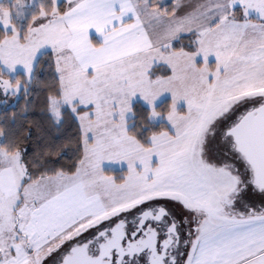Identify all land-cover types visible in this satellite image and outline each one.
<instances>
[{"label": "snow or ice", "instance_id": "1", "mask_svg": "<svg viewBox=\"0 0 264 264\" xmlns=\"http://www.w3.org/2000/svg\"><path fill=\"white\" fill-rule=\"evenodd\" d=\"M0 24L2 103L47 57L49 118L77 126L70 166L0 143V264H264V0H42ZM137 97L167 126L130 125Z\"/></svg>", "mask_w": 264, "mask_h": 264}, {"label": "trees", "instance_id": "2", "mask_svg": "<svg viewBox=\"0 0 264 264\" xmlns=\"http://www.w3.org/2000/svg\"><path fill=\"white\" fill-rule=\"evenodd\" d=\"M165 7L171 9L173 5L170 3ZM0 35H3L1 27ZM174 43L176 47H179L181 44L187 43V38L182 36L179 41ZM156 74H170V70L165 67H159ZM34 75L36 80L29 86L27 97L21 91L13 103L0 106V130L4 133L3 137H0V143H3L6 138H19L23 146L27 148L28 155H31L34 150L42 151L49 147H61L62 152L58 157L59 162L65 166H70L77 157L73 143L77 137V126L67 114H65L64 122L60 126L54 125L49 118L45 100L49 94L47 85L52 83L53 72L49 67L47 57L40 61ZM169 105L170 99L167 98L157 105L156 108L163 113L167 111ZM133 112L134 115L129 118V123L136 128L143 126L150 127L153 131H159L162 124L167 126L165 121H152L151 125H149L147 120L149 108L140 101L133 103ZM144 134H148L147 130H145ZM125 171V169H111L106 174L115 176V179L119 181L123 178Z\"/></svg>", "mask_w": 264, "mask_h": 264}, {"label": "rangeland", "instance_id": "3", "mask_svg": "<svg viewBox=\"0 0 264 264\" xmlns=\"http://www.w3.org/2000/svg\"><path fill=\"white\" fill-rule=\"evenodd\" d=\"M41 2H42V0H25L26 6L25 7H20L18 4L15 3V0H0V6H3L4 8L10 9L12 22L14 24L18 25L21 30H23V29H26V27L28 25V22H29V20L31 18V15L35 11L38 10V5ZM43 2L44 3H50V0H43ZM63 2H65V0H60V6H61V4ZM0 27L2 28L3 34H4V31H5L4 30V26L2 24H0ZM11 31H12V29H11V27H9L7 29L8 34H11ZM90 32L95 34L97 36V38L102 42V37L99 34H97L94 29L90 30ZM211 63H213V62H211ZM2 78L3 79H11L14 82V80L17 79V78H19L21 81H23L25 77H24V74H23V70L21 68H19V66H18L17 69H16V72H14V73H7L6 72L3 75ZM18 95L19 94H17L15 97H12V96L8 97L7 104L13 103V101H15V99L17 98ZM167 98L170 99V95L169 94H164V96L161 97L156 102L155 106L159 105L163 100H165ZM4 99H5V97L2 94H0V106L7 105L5 103H2V101ZM136 101H140L142 104H144L146 107H148V105L144 101H142L141 99H139V97H137L132 102V108H133V103L136 102ZM177 108H178L179 111H184L185 110L184 101H179L178 104H177ZM132 116L133 115H130L128 117V119L131 118ZM160 121H165V120H163L162 118H157L153 122H160ZM124 169L127 170L126 169V165L124 166ZM113 170H121V169L119 168V166H113ZM124 175H126V173H124ZM248 199L251 202L259 204L262 198L260 196H256V195H253V194L250 193L249 196H248Z\"/></svg>", "mask_w": 264, "mask_h": 264}, {"label": "crops", "instance_id": "4", "mask_svg": "<svg viewBox=\"0 0 264 264\" xmlns=\"http://www.w3.org/2000/svg\"><path fill=\"white\" fill-rule=\"evenodd\" d=\"M175 2H176V0H162V3H163L164 6H167V5L170 4V3H172V5L174 6ZM64 3H65V2H63V3L61 4L62 7H63ZM181 11H183V9H181ZM90 38L92 39V41H93L94 43L97 42L96 44L101 43V41L97 38V36H96L95 34L91 33V32H90ZM93 38H94V39H93ZM209 61H210V63L213 62V63H211V64L214 66L215 58H214V57H209Z\"/></svg>", "mask_w": 264, "mask_h": 264}, {"label": "flooded vegetation", "instance_id": "5", "mask_svg": "<svg viewBox=\"0 0 264 264\" xmlns=\"http://www.w3.org/2000/svg\"><path fill=\"white\" fill-rule=\"evenodd\" d=\"M250 194V193H249Z\"/></svg>", "mask_w": 264, "mask_h": 264}]
</instances>
